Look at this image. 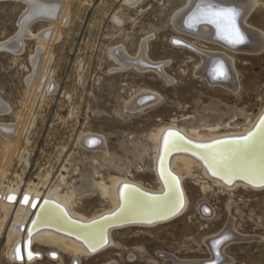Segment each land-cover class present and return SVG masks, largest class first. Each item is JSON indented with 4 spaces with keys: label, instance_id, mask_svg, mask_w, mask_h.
<instances>
[{
    "label": "rangeland",
    "instance_id": "obj_1",
    "mask_svg": "<svg viewBox=\"0 0 264 264\" xmlns=\"http://www.w3.org/2000/svg\"><path fill=\"white\" fill-rule=\"evenodd\" d=\"M137 1L36 0L29 7L26 0H0V190L58 189L72 194L75 211L91 215L108 206L93 181L109 184L111 176L130 175L156 185L153 134L161 126L218 125L224 131L227 123L245 127L258 115L264 106V49L230 54L237 90L209 85L195 72L199 55L186 44L219 49L177 27L176 13L188 0ZM255 1L246 24L264 33V0ZM117 48L132 60L143 53L159 63L166 79L152 68L122 67L113 54ZM143 89L160 98L132 113L126 103ZM83 134L103 136L108 153L87 146ZM201 177L195 170L184 180L189 206L183 216L150 229L114 231V245L73 264H174L163 254L205 259L204 240L231 219L252 239L226 246L228 264H264V190L202 188L207 183ZM200 206H209L212 216L201 217ZM8 228L1 213L0 264L72 263L73 255L56 247L60 257L50 259L53 247L37 241L32 247L40 258L15 262L7 253Z\"/></svg>",
    "mask_w": 264,
    "mask_h": 264
},
{
    "label": "bare ground",
    "instance_id": "obj_2",
    "mask_svg": "<svg viewBox=\"0 0 264 264\" xmlns=\"http://www.w3.org/2000/svg\"><path fill=\"white\" fill-rule=\"evenodd\" d=\"M126 1L129 4H135L137 0ZM203 1L214 4L218 8L235 9L239 13L235 21V29L243 37L244 43L227 42L225 38H222L228 36L227 32L220 31L206 23L193 29L182 27V21L188 11L195 3H204ZM26 2L29 7H32L36 0H26ZM256 5L257 1L255 0H188L184 8L176 13L175 22L179 29L192 35L197 42L213 44L219 49L206 51L198 48L194 42L186 44L188 48L199 55L200 61L195 72L209 85L220 86L229 91L237 90L238 82H236L233 69V57L230 54L237 52L255 54L264 49V33L246 24V19L257 8ZM113 54L115 60L123 65H121L122 67L133 65V68H139L140 71L152 68L166 79L161 69L162 66L160 67L159 63L151 64V61L149 62L143 53L137 60L130 59L125 52L118 48ZM218 62L223 65L226 73L222 79H214L211 70L213 64ZM33 69L35 70V68ZM28 81L31 84L29 79ZM32 81L34 82V80ZM159 98L160 96L156 92L143 89L133 98L131 97L125 108L132 113L142 111L158 102ZM2 103L4 102L2 101ZM262 117H264V106L255 119L248 122L245 127L238 123H227L224 131H221L222 128L218 125L208 126L202 130L198 126L186 129L175 123L161 126L153 134L152 170L156 185L150 186L130 178V175L111 176L109 184L105 180H101L99 183L93 181L94 185H98L101 198L107 200L108 206L91 215L75 211L72 194H60L58 189L48 190L47 188L48 191L43 193L36 187L30 188L29 186L20 192L19 187L1 189L0 214L3 213L4 217L9 219L7 239L8 241L12 240V246L7 252L9 258L15 262H27L40 258L42 253L32 247L33 243L37 241L53 247L47 251V256L50 259L56 260L60 257L57 249H54L55 247L71 253L74 257L71 263L73 264V262H79L76 259L82 256L97 255L114 245L115 241L112 237L114 231L132 227L150 229L169 223L183 216L188 210L189 198L184 180L186 177L194 175L195 170H200L202 182L207 183L202 185V188L212 185L226 191L237 188L255 192L264 190V124L261 123ZM16 133L14 134L16 135ZM169 133L174 135L169 137ZM81 138L85 140L87 146L97 149L105 155L108 153L103 136L83 134ZM166 138L167 144L165 143ZM25 197L28 198L27 201H25ZM10 198L12 202H10ZM198 212L205 219L213 214V210L209 206L198 207ZM104 217L106 219L100 220ZM225 236L228 239L218 249L215 248L214 243ZM250 239L252 236L242 235L235 229L231 219L220 232L204 240L209 251L208 258L188 261L187 258V260H179L175 256L167 254H163V257L174 264H204L212 260L213 264H228L232 262V259L224 253L226 246L235 241L242 242ZM18 248L20 250L19 258L17 256ZM213 251L217 252V255H214Z\"/></svg>",
    "mask_w": 264,
    "mask_h": 264
},
{
    "label": "snow or ice",
    "instance_id": "obj_3",
    "mask_svg": "<svg viewBox=\"0 0 264 264\" xmlns=\"http://www.w3.org/2000/svg\"><path fill=\"white\" fill-rule=\"evenodd\" d=\"M215 9V10H214ZM239 13L235 9L230 8H217L214 4H200L198 5L197 13L194 14L192 19L196 22H203L215 25L217 28H222L224 32H228L227 37H222L227 40V42L232 44L244 43L243 37L240 35L239 31L235 29V21ZM174 43H178L175 42ZM213 78L214 79H222L225 77L226 73L223 69V65H216L213 69ZM261 123L264 124V117L261 118ZM174 134L169 133L168 136H172ZM247 139V138H246ZM165 143H168L167 138L165 139ZM27 197H25V201H27ZM10 202H12L10 198ZM228 237L216 241L214 243L215 248H219L221 244L227 240ZM19 248L17 249V256L19 258Z\"/></svg>",
    "mask_w": 264,
    "mask_h": 264
},
{
    "label": "water",
    "instance_id": "obj_4",
    "mask_svg": "<svg viewBox=\"0 0 264 264\" xmlns=\"http://www.w3.org/2000/svg\"><path fill=\"white\" fill-rule=\"evenodd\" d=\"M200 2H202V1H200ZM204 3L203 4H208L207 2H205V1H203ZM200 4H202V3H195L194 4V6L192 7V9H190V11H188V13L185 15V17H184V19H183V21H182V27H184L185 29H193L194 27H197V26H199V25H201V24H203V22H196L194 19H192V17L194 16V14H196L197 13V10H198V5H200ZM218 8V7H217ZM215 10V9H214ZM206 24H208V25H211V26H213V27H215V28H217L215 25H213V24H209V23H206ZM217 29H219L220 31L222 30V28H217ZM227 35H228V32H227ZM216 65H221L219 62L218 63H216V64H213V66H212V68H211V70L215 67ZM143 195H146V194H143ZM147 196V195H146ZM148 196H150V195H148ZM151 197V196H150ZM112 216H114V215H112ZM112 216H110V217H112ZM104 219H106V217H104V218H101L100 220H104ZM99 220V221H100ZM220 239V238H219ZM216 241V240H215ZM218 241V240H217ZM213 243H214V241H213ZM213 253H214V255H217V252H215V251H213ZM214 263V261L212 260L211 262H207V263H204V264H213Z\"/></svg>",
    "mask_w": 264,
    "mask_h": 264
}]
</instances>
